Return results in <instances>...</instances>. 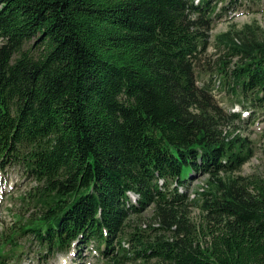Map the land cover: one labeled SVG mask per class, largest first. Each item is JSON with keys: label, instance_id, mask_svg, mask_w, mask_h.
<instances>
[{"label": "trees", "instance_id": "1", "mask_svg": "<svg viewBox=\"0 0 264 264\" xmlns=\"http://www.w3.org/2000/svg\"><path fill=\"white\" fill-rule=\"evenodd\" d=\"M221 1L240 0H0V163L34 180L0 264L26 235L48 253L95 242L103 264H264V178L240 173L238 127L264 112V28L229 24L200 62Z\"/></svg>", "mask_w": 264, "mask_h": 264}, {"label": "rangeland", "instance_id": "2", "mask_svg": "<svg viewBox=\"0 0 264 264\" xmlns=\"http://www.w3.org/2000/svg\"><path fill=\"white\" fill-rule=\"evenodd\" d=\"M223 5L228 4L218 5L220 7L219 16L214 19L213 26L209 32V42L206 50L208 54H205L206 58L201 59L200 62L211 63V60H213L212 52L214 50L213 35L226 29L229 24L232 23L236 27H239L244 22L255 21L264 28V0H240L236 6H227L222 9ZM34 42V39H32L30 44ZM196 73L199 83H206L211 87L214 74L210 76L211 70L207 65L196 67ZM220 100L223 102H221L222 107L227 111H231V107L236 105H230L229 99L224 94H222ZM238 108L239 110L237 111H244L239 106ZM241 115L244 116L243 113ZM263 117L264 114L257 117L254 122L250 124L244 123L238 127H242L240 129L241 133L249 135V139L254 145L253 155L241 166L240 173L258 174L264 178ZM204 176H192L190 185L187 188L190 197H195L196 191L202 190ZM33 184L34 180L27 176L18 165L7 161L0 164V243L3 242L8 233L16 229L17 226H20L18 215L24 214L29 208H26L27 204L21 200V197L34 186ZM192 212L193 218L197 219V210ZM150 213V207L141 212L145 217H148ZM15 241L19 243V247L14 252L9 250L11 245L5 246V252L7 253V258L4 259L5 264H103L100 253L103 246L98 247L96 243L91 241L89 243L77 242V244L75 242L70 247V251L64 254H51L42 251L39 249L36 241L30 239L27 235L15 238ZM123 264L134 263L125 262Z\"/></svg>", "mask_w": 264, "mask_h": 264}]
</instances>
